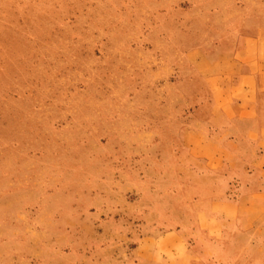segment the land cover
Instances as JSON below:
<instances>
[{"label":"rangeland","instance_id":"1","mask_svg":"<svg viewBox=\"0 0 264 264\" xmlns=\"http://www.w3.org/2000/svg\"><path fill=\"white\" fill-rule=\"evenodd\" d=\"M262 28L264 0H0V264L239 262L242 123L225 146L194 60Z\"/></svg>","mask_w":264,"mask_h":264},{"label":"crops","instance_id":"2","mask_svg":"<svg viewBox=\"0 0 264 264\" xmlns=\"http://www.w3.org/2000/svg\"><path fill=\"white\" fill-rule=\"evenodd\" d=\"M196 56L195 67L202 71L210 92L212 115L216 114L215 107H221L219 113L231 120L224 126H216L215 130L225 135V146L239 151L240 143L233 135L238 130L234 122L242 123V204L239 201L233 213L234 222L242 230L239 262L228 261L224 247H213L222 254V258L219 257L222 264H264V219L261 218L264 215V28L255 35L237 36L230 49L208 45L205 51L197 49ZM221 142L214 139L216 145H222ZM247 176L254 178L258 188L244 181ZM255 211L257 218L252 216ZM211 216L214 220L234 223L222 212ZM232 239L226 235L220 242L214 239L212 243H234ZM179 248L175 253L179 257L162 260L161 264H199L192 262L190 253L181 245ZM194 254L198 252L194 251L193 257ZM216 259V263L210 264H219Z\"/></svg>","mask_w":264,"mask_h":264}]
</instances>
